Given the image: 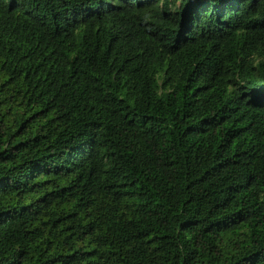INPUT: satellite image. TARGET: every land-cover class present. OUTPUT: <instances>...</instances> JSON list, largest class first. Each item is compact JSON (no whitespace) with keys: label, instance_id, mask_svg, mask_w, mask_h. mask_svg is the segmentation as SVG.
<instances>
[{"label":"trees","instance_id":"trees-1","mask_svg":"<svg viewBox=\"0 0 264 264\" xmlns=\"http://www.w3.org/2000/svg\"><path fill=\"white\" fill-rule=\"evenodd\" d=\"M0 264H264V0H0Z\"/></svg>","mask_w":264,"mask_h":264}]
</instances>
